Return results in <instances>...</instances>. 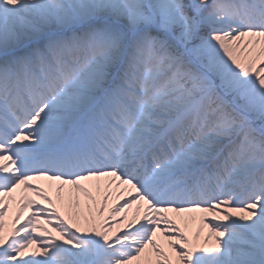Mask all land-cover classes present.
Instances as JSON below:
<instances>
[{
    "label": "snow or ice",
    "instance_id": "obj_1",
    "mask_svg": "<svg viewBox=\"0 0 264 264\" xmlns=\"http://www.w3.org/2000/svg\"><path fill=\"white\" fill-rule=\"evenodd\" d=\"M0 264H264V0H0Z\"/></svg>",
    "mask_w": 264,
    "mask_h": 264
},
{
    "label": "rangeland",
    "instance_id": "obj_2",
    "mask_svg": "<svg viewBox=\"0 0 264 264\" xmlns=\"http://www.w3.org/2000/svg\"><path fill=\"white\" fill-rule=\"evenodd\" d=\"M7 223L10 225L11 224V217L9 218V220L7 221ZM191 227H195L194 225H192Z\"/></svg>",
    "mask_w": 264,
    "mask_h": 264
}]
</instances>
